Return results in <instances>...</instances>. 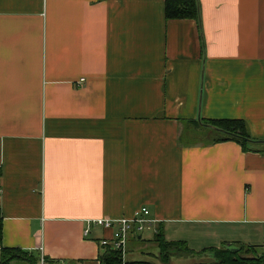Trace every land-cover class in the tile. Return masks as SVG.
Returning a JSON list of instances; mask_svg holds the SVG:
<instances>
[{
    "label": "crops",
    "instance_id": "1",
    "mask_svg": "<svg viewBox=\"0 0 264 264\" xmlns=\"http://www.w3.org/2000/svg\"><path fill=\"white\" fill-rule=\"evenodd\" d=\"M198 5L197 22L164 0H0L3 246L101 264L113 232L87 220L145 206L129 262L159 250V227L193 250L168 262L264 252V0ZM202 119L243 120L247 150Z\"/></svg>",
    "mask_w": 264,
    "mask_h": 264
},
{
    "label": "trees",
    "instance_id": "2",
    "mask_svg": "<svg viewBox=\"0 0 264 264\" xmlns=\"http://www.w3.org/2000/svg\"><path fill=\"white\" fill-rule=\"evenodd\" d=\"M164 14L166 19H193L199 21V5L198 0H164ZM204 124H209L217 130L224 133L210 141H221L224 139H233L242 145V148L247 150L246 142L250 139V136L246 130V125L243 120L240 119H202ZM209 141V142H210ZM163 254L170 257L173 254L184 255L192 253L193 250L188 248L185 242H167L164 240L162 228H157L153 239ZM232 248H236L233 251ZM105 252L101 256V264H121L122 258L118 250L105 246ZM205 251H211L217 263L215 264H262L264 262V252L258 249V246L246 245V244H229L222 243L219 248L209 247L204 249ZM19 255H28V261L30 264H37L38 260L33 254H27L18 248L5 247L2 245V217L0 213V257L1 263L5 262V259L15 257ZM162 253V252H161ZM165 256V257H166ZM45 264H58L59 261H53L46 257H43ZM168 259V258H167ZM71 264V263H68ZM123 264H146L142 261L139 262H124ZM208 264V263H198Z\"/></svg>",
    "mask_w": 264,
    "mask_h": 264
},
{
    "label": "built area",
    "instance_id": "3",
    "mask_svg": "<svg viewBox=\"0 0 264 264\" xmlns=\"http://www.w3.org/2000/svg\"><path fill=\"white\" fill-rule=\"evenodd\" d=\"M80 81H83L81 79ZM154 220L149 218V211L145 206L140 207L132 216V218H121L119 220H112L108 218H98L87 220L88 225H98L104 229L112 230L110 238H102L99 242L101 246H108L112 249L118 250L120 254L126 253V244L130 233L133 230L135 233H142L151 228ZM84 230V234L89 233V226ZM124 256V255H123ZM40 264H43L42 262Z\"/></svg>",
    "mask_w": 264,
    "mask_h": 264
},
{
    "label": "rangeland",
    "instance_id": "4",
    "mask_svg": "<svg viewBox=\"0 0 264 264\" xmlns=\"http://www.w3.org/2000/svg\"><path fill=\"white\" fill-rule=\"evenodd\" d=\"M188 135L192 138L191 140H197V138H198V134L194 129ZM206 135L208 136L209 134H206ZM147 234H151V233L150 232H148V233L144 232L143 233V235H147ZM127 243H128V240H127ZM143 246H145V245L144 244H136V245L132 246V244H130L129 249H131L133 252H136L140 248H143ZM126 247H127V244H126ZM156 247L158 248L157 244L155 243V248ZM151 253L153 255L152 258H150V259L147 258L148 260L146 262L144 261V263H146V264H193V263H195V264H198V263L215 264V263H217V258H215L213 253L211 251H208V250L207 251L203 250L200 253V256L194 255V256H188L186 258H177V259L173 258L172 261H170V262H168V259H167L168 256L164 255L163 251H160V250L157 251L156 250V251H152ZM120 255L122 258L121 264H123L124 262H129V261H127L125 254L121 253ZM26 256H28V255H24V254L19 255V253H18L15 257L5 259L4 263H1L2 258L0 257V264H23V263H20V262H22L23 259H26L28 261V258ZM149 257H151V256H149ZM40 262L45 264L43 257L40 258ZM134 262H139V261H134ZM166 262H168V263H166ZM58 264H63V263L58 262Z\"/></svg>",
    "mask_w": 264,
    "mask_h": 264
},
{
    "label": "water",
    "instance_id": "5",
    "mask_svg": "<svg viewBox=\"0 0 264 264\" xmlns=\"http://www.w3.org/2000/svg\"><path fill=\"white\" fill-rule=\"evenodd\" d=\"M233 251H236V248H232Z\"/></svg>",
    "mask_w": 264,
    "mask_h": 264
}]
</instances>
